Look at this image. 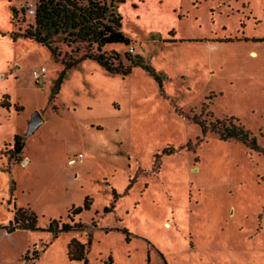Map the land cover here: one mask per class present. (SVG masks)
<instances>
[{"label": "rangeland", "instance_id": "1", "mask_svg": "<svg viewBox=\"0 0 264 264\" xmlns=\"http://www.w3.org/2000/svg\"><path fill=\"white\" fill-rule=\"evenodd\" d=\"M112 1L131 43L103 51L153 74L84 61L58 85L60 61L85 46L56 37L57 61L13 40L37 0H0V264H83L68 260L72 239L87 264H264V0ZM35 112L43 124L27 135ZM230 117L258 150L210 132ZM19 208L37 230L2 229ZM52 220L83 230L55 237Z\"/></svg>", "mask_w": 264, "mask_h": 264}, {"label": "trees", "instance_id": "2", "mask_svg": "<svg viewBox=\"0 0 264 264\" xmlns=\"http://www.w3.org/2000/svg\"><path fill=\"white\" fill-rule=\"evenodd\" d=\"M24 11L26 9L21 8V12ZM13 14L16 16L17 12L13 10ZM32 16V24L27 25L24 30L18 28L17 32L12 33L13 40L30 39L46 46L52 51L57 61L56 47L52 46L56 37L62 36V42L67 47L72 44L85 46L84 52L80 56L60 61L63 70L58 85L67 71L84 61L95 62L107 73L121 77L128 76L135 67H141L153 74L150 66L145 65L139 56L132 58L128 55L127 60L130 61V65L124 67L117 54H107L103 51V48L109 45L129 46L131 43V40L121 30L122 18L112 0L108 3L105 0H37ZM236 121L232 117L224 121H217L215 125L210 126V132H216L220 140H237L252 150H258L255 138L250 137L248 131ZM194 123L200 126L202 133L208 130V126L204 122L194 120ZM13 149L18 154L23 149V144L17 135L13 139ZM262 152L264 155V151ZM113 194L115 195V192ZM89 207L90 201L85 199L82 206L71 208L68 216L70 221H73L72 217L89 210ZM109 211L108 208H104V213ZM36 223L37 216L33 211L29 208H19L15 210L13 220L2 229L8 234L15 231L32 232L37 230ZM47 230L56 237L61 233L81 232L83 228L80 223L69 224L52 220ZM107 231L110 230L106 229L105 232ZM122 232L126 234L125 229ZM86 255V245L76 239H72L67 245V257L70 262L87 264ZM111 263L110 261L109 264Z\"/></svg>", "mask_w": 264, "mask_h": 264}, {"label": "water", "instance_id": "3", "mask_svg": "<svg viewBox=\"0 0 264 264\" xmlns=\"http://www.w3.org/2000/svg\"><path fill=\"white\" fill-rule=\"evenodd\" d=\"M43 124V118L38 112H35L28 122L27 135H32Z\"/></svg>", "mask_w": 264, "mask_h": 264}, {"label": "built area", "instance_id": "4", "mask_svg": "<svg viewBox=\"0 0 264 264\" xmlns=\"http://www.w3.org/2000/svg\"><path fill=\"white\" fill-rule=\"evenodd\" d=\"M28 13L31 14V15H33V14H34V11L29 9V10H28ZM129 51H130L131 53L133 52L132 49H130ZM45 71H46L45 68H42V69H41V72H42V73H44ZM32 75H33V78H34V79H38V77H39V75H40V72L34 71ZM79 158H80V163H81V162H82V160H81V159H82V155H79Z\"/></svg>", "mask_w": 264, "mask_h": 264}, {"label": "bare ground", "instance_id": "5", "mask_svg": "<svg viewBox=\"0 0 264 264\" xmlns=\"http://www.w3.org/2000/svg\"><path fill=\"white\" fill-rule=\"evenodd\" d=\"M72 163V162H71ZM74 164V163H73Z\"/></svg>", "mask_w": 264, "mask_h": 264}, {"label": "crops", "instance_id": "6", "mask_svg": "<svg viewBox=\"0 0 264 264\" xmlns=\"http://www.w3.org/2000/svg\"><path fill=\"white\" fill-rule=\"evenodd\" d=\"M14 233V232H13Z\"/></svg>", "mask_w": 264, "mask_h": 264}]
</instances>
